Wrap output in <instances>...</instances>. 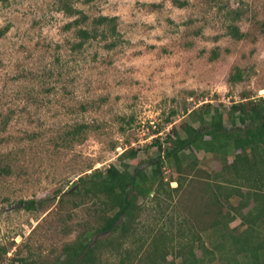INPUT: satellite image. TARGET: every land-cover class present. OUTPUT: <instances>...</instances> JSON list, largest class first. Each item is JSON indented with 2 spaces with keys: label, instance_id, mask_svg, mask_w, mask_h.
<instances>
[{
  "label": "rangeland",
  "instance_id": "1",
  "mask_svg": "<svg viewBox=\"0 0 264 264\" xmlns=\"http://www.w3.org/2000/svg\"><path fill=\"white\" fill-rule=\"evenodd\" d=\"M231 10L239 11L235 20ZM82 14L86 21L72 23ZM100 15L114 19L116 32L101 24L74 48L76 30ZM0 28V264L52 261L99 225L109 196L94 198L89 183L71 195L79 177L110 164L151 171L164 157L154 139L164 148L172 129L184 136V125H198L192 111L202 103L222 108L264 96V0H0ZM237 70L242 79L230 81ZM127 148L137 150L134 158L119 157ZM194 152L197 167L181 176V188L170 189L178 172L168 161L161 170L169 191L147 184L153 192L138 198L140 222L128 246L162 229L170 246L195 233L193 244L209 249L221 240L219 223L212 225L226 211L234 216L224 231L245 228L235 212L240 197L212 201L215 181L229 177L221 160ZM28 199L42 205L26 209L20 201ZM195 253L204 255L199 264H227V253ZM100 258L118 264L120 254Z\"/></svg>",
  "mask_w": 264,
  "mask_h": 264
},
{
  "label": "trees",
  "instance_id": "2",
  "mask_svg": "<svg viewBox=\"0 0 264 264\" xmlns=\"http://www.w3.org/2000/svg\"><path fill=\"white\" fill-rule=\"evenodd\" d=\"M183 2L178 4H185ZM65 10L69 13L75 11L67 3ZM231 12L229 15L231 20L238 18L239 11ZM86 18L87 16L82 14L72 23L76 25L83 23ZM101 24L107 25L106 32L112 34L116 32L114 19L100 15L93 20L92 27H80L76 30L78 41L74 48H79L86 40L96 37V27ZM5 28H0V36ZM227 28L234 37L242 36V32L233 23H229ZM105 34L103 37L107 36ZM112 45L114 42L110 44ZM241 79L240 70L229 77L232 82ZM196 111L197 116L194 119L198 121V125H184V136L172 129L174 137L168 136L170 144L164 148L158 138L154 139L160 151H163L164 157L160 155L156 157L151 171L141 170L140 167L129 171L126 163L123 164V168L110 164L104 170L97 168L87 177L78 178V182L69 190L70 194L76 195L86 183H89L86 190L94 198L99 199L104 194L109 196L105 201L108 211L99 216V225L80 232L72 242L66 243L62 248V256L39 263L18 257L5 264H102L100 254L108 250L120 254L118 264H199L204 255L197 257L195 253L197 248L204 254L206 252L212 254L215 251L227 253L228 256L221 255L227 260V264H264V96L255 100L246 98L232 101L222 108L205 102L197 110L194 109L192 114ZM194 151L211 153L221 160L229 177L215 181L216 190L211 195L212 201L221 204L220 197L226 201L235 195L240 197L235 212L240 216L245 228L236 234L224 231L226 225L223 223L228 224L229 219L234 216L226 211L225 214H220L221 219L215 220L212 225L217 226L219 223L218 226L223 231L219 236L221 240L213 242L209 249H206L203 243L193 244L197 238L195 233H191L185 243L180 240L176 245L170 246L167 243L171 237L162 229L153 233L148 232V237L142 240L140 246H128L140 222L139 212L142 207L137 203L138 198L152 193L153 188L150 186L153 184L157 190L169 191V181H164L161 170L167 161L173 163L178 172L176 179L178 186L170 189L174 191L181 188L183 186L181 176L197 167L198 157ZM136 154V149L127 148L119 157L134 158ZM229 156L231 161L228 160ZM247 200L253 202V205L243 212ZM20 202L26 209L35 208L36 203L42 205V201L34 199ZM74 204L77 205L75 202ZM109 211L113 212L108 214ZM94 233L100 236L92 239ZM169 254H172L173 258L168 259Z\"/></svg>",
  "mask_w": 264,
  "mask_h": 264
}]
</instances>
